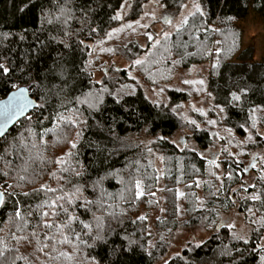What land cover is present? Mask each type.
<instances>
[{"label": "trees", "instance_id": "trees-1", "mask_svg": "<svg viewBox=\"0 0 264 264\" xmlns=\"http://www.w3.org/2000/svg\"><path fill=\"white\" fill-rule=\"evenodd\" d=\"M150 1L0 0V63L11 69L0 75V99L27 87L39 103L0 138V264H158L169 250L165 237L180 223L176 196L181 186L191 196L185 224L214 228L205 242L184 247L166 264H262L264 181L253 169L247 173L242 157L225 161V175L218 180L215 162L171 139L188 129L191 140L207 149L214 128L207 122L216 114L225 129L247 138L242 152L264 150V138L257 132V122L264 123V60L254 59L253 47L243 48L238 25L252 10L264 17V0H158L159 7L177 12L192 2L203 15L194 7L186 25L167 38L166 33L154 36L144 47L136 39L140 33L130 28ZM117 15L121 19H114ZM98 46H106L110 57L131 62L129 68L141 71L152 86L171 81L180 69L210 63V116L199 115L195 123L183 119L179 106L189 100L188 91L171 87L166 90L169 103L153 100L129 68L113 66L97 81L90 56ZM89 92L102 96L98 108L79 102ZM232 93L241 99L233 101ZM251 109H257L255 128ZM156 154L164 159L162 192L169 214L157 221L151 243L148 219L138 217L157 207ZM42 185L56 191L46 192ZM200 186L206 201L199 205ZM242 192L259 199L252 202ZM58 196L65 197L58 203L67 214L57 208L55 216L42 217L37 206ZM85 199L94 201L87 211L81 206ZM43 211L50 212L47 207ZM235 214L247 218L248 236L230 231ZM69 216L77 219L68 224ZM94 217L101 218L106 243L93 241L100 231ZM44 220L53 227H44ZM83 224L92 225L90 235ZM125 237L138 241L131 251H126Z\"/></svg>", "mask_w": 264, "mask_h": 264}, {"label": "rangeland", "instance_id": "rangeland-1", "mask_svg": "<svg viewBox=\"0 0 264 264\" xmlns=\"http://www.w3.org/2000/svg\"><path fill=\"white\" fill-rule=\"evenodd\" d=\"M194 5L192 2L187 3L186 10L182 12H177L174 9H164L163 7L158 6V0H151L147 12L145 15L137 22H134L130 28V32L135 34L139 32L136 39L138 42L146 47L147 42L151 40L154 36L157 38L162 37L165 33H170L175 30L180 24L181 21L192 12ZM168 20H171V24L168 23ZM238 25L241 27L242 35V44L243 48L253 47L255 50L254 59L257 61L264 60V17L252 10L249 15L244 19L238 22ZM136 33V34H137ZM135 34V35H136ZM142 34V35H141ZM149 36L152 38L149 39ZM106 45V44H105ZM106 46L94 47L92 54L90 56V64L94 68V76L97 81H101L103 78L104 72H109L111 67L118 68H129L131 67V62L125 60L122 56L113 55L110 57L105 52ZM215 54L219 52L218 49L214 50ZM89 64V65H90ZM90 65V67H91ZM210 63H204L200 65H194L188 69H180L174 75H172L171 81L161 82L160 86H152V84L146 83L141 76V71L136 68H129L130 76L139 80L142 86L145 88L147 94L156 101L161 103H169L167 91L171 87L179 88L181 90H186L190 94L189 100L183 102L179 106L180 113L183 119L188 121H196L197 117L203 116L208 118L210 116L211 109L214 108L212 102V96L209 94L207 89V82L209 78ZM185 81H191V83H186ZM203 81V83H200ZM167 90V91H166ZM220 116V111L216 110ZM216 114L214 118L209 121H215L213 124V141L211 145L205 149H200L197 142L191 140L190 130H179L172 137V141L179 147L183 148L188 146L190 148L199 150L201 155L206 158L208 161L215 162L212 166L216 172L217 179L221 180L225 175L223 169V163L229 161L231 158L246 159L243 168L247 170L248 174L253 169V174L260 178L259 181H264V150L258 149L253 151L245 152L240 150L241 144L246 145L247 138L238 137L237 134L229 132L225 129L224 126L219 124L216 120ZM201 124V127L206 126L204 123ZM207 124H210L207 122ZM257 132L264 138V123L257 122ZM155 166L158 170L160 181L158 183V192L156 194L157 207L153 210L143 211V215L148 219L149 232L151 234V243L155 241V235L158 231L157 221L168 213L166 208V196H164L162 190L164 188V159L161 154H156ZM252 174V175H253ZM255 176H251V181L254 180ZM250 181V182H251ZM259 183V182H258ZM256 183V184H258ZM264 184V183H263ZM202 186L198 194L199 205L205 202L204 191H202ZM257 188L255 187V191ZM183 193V195H181ZM246 199H250L252 202H255V199H252L253 196L247 195L242 192ZM189 194H186L185 186H181L178 189L177 193V205L178 212L180 216V223L172 229L168 235L165 237L167 245H169V250L167 257L158 264H166L172 256L180 252L184 247L190 245H200L206 241L209 231H212L214 228H205L200 225H187L185 220L189 218L187 208ZM196 200V201H197ZM254 206V204H253ZM169 214V213H168ZM178 216V217H179ZM230 225V231L234 235L238 236H248L250 231L249 223L247 218L243 214H235ZM234 225V226H232ZM264 244V239L262 241Z\"/></svg>", "mask_w": 264, "mask_h": 264}, {"label": "snow or ice", "instance_id": "snow-or-ice-1", "mask_svg": "<svg viewBox=\"0 0 264 264\" xmlns=\"http://www.w3.org/2000/svg\"><path fill=\"white\" fill-rule=\"evenodd\" d=\"M183 7H187V5H184ZM195 9H196V12L200 13L201 15H203V11L202 9L200 8V6L198 4L194 5ZM190 15H195V13H190ZM114 19H121V17L119 15H117L116 17H114ZM51 22V21H49ZM168 23L171 24V20H168ZM188 23V20L187 18L185 17L182 21H181V24L183 25H186ZM130 26V25H129ZM152 37L149 36V39H151ZM165 38H167V34H165ZM21 39H23V37H21ZM136 64H141L143 63V61L141 60H136L135 61ZM219 62H217L218 64ZM11 71V69L6 66L4 63H0V75H3V76H6L9 72ZM61 75H63V72H61ZM186 83H191V81H185ZM200 83H203V81H200ZM39 86V85H37ZM13 87H18V85H13ZM23 89H20V93L21 95L23 94ZM102 91H107V89H102ZM232 100L233 101H239L241 99V97L239 95H237L236 93H232ZM13 99H15V95L13 96ZM79 100V98H77ZM80 103H84V104H87L89 108H98V105L101 104L103 101H102V96L99 95V94H94V93H86L84 94V98L83 100H79ZM11 103V102H10ZM27 101L24 102V104H26ZM24 104H16L14 106L15 109H19V110H22ZM257 109H251L250 111L253 113V116H252V120H253V123H252V127L255 128L256 127V120H255V116H254V113L256 112ZM221 111H223V109H221ZM60 119H64L63 117H60ZM72 124H76L77 121L76 120H72L70 121ZM80 123H86L85 121H80ZM192 123H195L194 121ZM209 123H215V121H209ZM77 137L80 135L79 132L76 133ZM76 147V144L75 142H72V148H75ZM69 157L72 155L71 152H69L67 154ZM57 163H67V161H64V160H60L58 159L57 160ZM65 171H67V169L65 168L64 169ZM5 175H7V173H5ZM55 175V174H53ZM75 175L79 176L81 175V173L79 171H76L75 172ZM21 179H23V177H21ZM9 187H11V185H9ZM136 187L137 189L139 190L140 189V182L137 181L136 182ZM254 187V185H253ZM42 189L46 192H55L56 189H52L50 187H47V186H43L42 185ZM36 191H39V190H36ZM77 191H79V189H77ZM142 193L140 191L137 192V195H141ZM23 195L27 196L29 195V193H23ZM181 195H183V193H181ZM3 198H4V194L3 193H0V202L3 201ZM64 196H58L55 200H51V201H46L44 202V204L42 205H38L37 207L39 209H41V214H42V217H48L50 214L55 216L56 215V209L59 208L61 209L64 213L67 214L68 212V209L64 207L63 204L61 203H58V201H61V200H64ZM252 199H259L258 196H253ZM68 203L71 204L72 203V197H69L68 199ZM94 201H90V200H87L85 199L84 200V203L81 205L82 207L85 208V210H90L89 209V205L93 204ZM44 207H47L49 211H43V208ZM16 216H20V212L17 211L16 212ZM74 219H77L76 217L74 216H69L68 217V224H71V222L74 220ZM94 219L97 221V228L100 229V231H98L96 233L95 236H93V241H101V242H104L106 243V238L105 236L102 234L103 233V223L101 222V218L100 217H94ZM138 219L140 220H144L146 219V217H138ZM83 223V222H81ZM39 226V225H38ZM43 226L46 227V228H51L53 227V224L47 220H44L43 221ZM66 226V225H65ZM234 226V225H232ZM57 227H63V226H57ZM83 227L85 229H88L89 232L88 234L90 235L91 234V231H92V225L90 224H83ZM35 233H33L34 235ZM77 239H80L79 235H77ZM124 239L128 240V244H127V248H126V251H131L132 250V246L133 245H136L138 243V241H135V240H131L129 239L128 237H125ZM67 240V238L65 237V241ZM83 242V241H82ZM86 243V242H84ZM91 246V245H90ZM0 255H2V253H0ZM260 260L262 262V264H264V255L260 256Z\"/></svg>", "mask_w": 264, "mask_h": 264}, {"label": "water", "instance_id": "water-1", "mask_svg": "<svg viewBox=\"0 0 264 264\" xmlns=\"http://www.w3.org/2000/svg\"><path fill=\"white\" fill-rule=\"evenodd\" d=\"M20 89L24 90L22 95ZM14 95L15 99H13ZM25 101H27L26 104H24ZM18 103L24 104L22 110L14 108ZM38 104V100L27 87H19L0 99V138L5 137L21 119L34 111ZM0 193H3V191L0 190Z\"/></svg>", "mask_w": 264, "mask_h": 264}]
</instances>
